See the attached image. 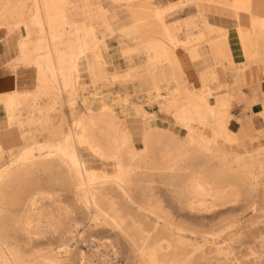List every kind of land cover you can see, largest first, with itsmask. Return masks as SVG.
Returning <instances> with one entry per match:
<instances>
[{
	"label": "bare ground",
	"instance_id": "6f19581e",
	"mask_svg": "<svg viewBox=\"0 0 264 264\" xmlns=\"http://www.w3.org/2000/svg\"><path fill=\"white\" fill-rule=\"evenodd\" d=\"M108 1L135 23L119 36L127 65L121 72L105 53L106 35L115 30L103 0H0V35L26 31L17 36L20 55L9 65L38 70L36 91L0 94V264H264L258 243L264 241V160L256 169L244 157L233 165L211 152L216 143L242 144L256 132L252 117H264V57L236 68L224 92L149 85L147 104L173 115L187 137L179 139L132 101L127 81L133 71L154 66L162 37L174 48L180 44L176 22L167 17L197 0ZM245 16L249 34L262 38L264 18L257 31ZM81 67L93 75L89 89L80 85ZM235 103L251 115L235 117ZM55 112L67 130L53 125ZM233 118L241 123L238 133L229 129ZM136 140L140 147H132ZM259 153L264 159V148ZM94 159L116 171L94 168ZM40 175L50 186H41ZM71 192L74 204L66 200ZM238 206L259 217L211 231L190 221Z\"/></svg>",
	"mask_w": 264,
	"mask_h": 264
},
{
	"label": "crops",
	"instance_id": "0c3cea01",
	"mask_svg": "<svg viewBox=\"0 0 264 264\" xmlns=\"http://www.w3.org/2000/svg\"><path fill=\"white\" fill-rule=\"evenodd\" d=\"M191 6L196 7L194 13L175 20V36L180 44L174 48L167 39L161 38L164 48L160 53L161 57L157 59L154 66H146L131 73L127 81L129 89L134 95L142 93L140 95H144L146 99L145 102L133 101L136 104L146 107L145 103L149 102L147 94L149 85L161 86L162 88L170 85L171 88L178 87L179 89L194 85L197 88L207 87L214 93L224 92V85L234 83V74L237 73L234 70L236 68L245 69L252 58L264 57V31H262V38L250 35L248 18L245 16L249 13L252 16L255 29L261 31L262 22L260 20L264 18V0H197ZM193 29L196 30L192 31ZM181 33H184V35H181ZM14 35H0V94L13 91L32 93L38 87L37 68L35 66L20 65L13 70L9 65L20 55L19 48L17 49L19 46L18 37ZM120 55L123 57L121 50ZM26 67L35 68V89L27 88L31 83V79L34 78V74ZM82 69L89 73L93 85L91 71L87 67H81V78ZM111 69L113 70L112 66ZM227 77H230L231 80H227ZM80 85L89 89L82 82ZM244 91L248 95L251 93L250 88L247 87L244 88ZM140 95L139 97H141ZM261 98L264 100V85ZM236 104L243 106L235 103L233 109ZM253 108L254 112L260 109L258 106ZM233 109L232 112L235 117L246 118L251 115L250 111L237 115ZM3 118L4 111L0 108V121ZM232 120L229 129L234 133H238L241 129V123L236 119L239 128L233 130L231 128ZM252 123L256 132L248 140L237 145L222 144L217 147L218 151L214 152L233 165L237 158L244 157L246 160L255 163L256 169H258L259 164L263 163L264 160L259 153V150L264 148V117L256 114L252 117ZM43 140H45V137H43ZM252 143H261L262 146L251 149L249 145ZM255 196V201H260V198L257 195ZM246 213L252 214L248 219L259 217V213L245 210V206H238L228 207L204 217L198 216L196 221L199 224L200 222L206 224L205 220L214 219L212 223H224L226 225L228 221H232L230 219L237 218L242 224L244 221L239 217ZM217 218L221 222L217 221ZM262 240L260 239L258 243L261 249L264 250V241Z\"/></svg>",
	"mask_w": 264,
	"mask_h": 264
},
{
	"label": "rangeland",
	"instance_id": "374dc122",
	"mask_svg": "<svg viewBox=\"0 0 264 264\" xmlns=\"http://www.w3.org/2000/svg\"><path fill=\"white\" fill-rule=\"evenodd\" d=\"M178 1H180V0H156V2L160 3V4H163V3L167 4L169 2H178ZM103 5L109 11L110 17H112V24H113L114 30H115V32L113 34L106 35V38H107V49L106 50L107 51L105 50V53L111 58V66L113 68V71H123V70L126 69L127 65H126L125 60L123 59V57L120 55V43H119L120 42V37L119 36L123 33V31H134L135 23L133 22L132 18L129 16V14L123 8L112 5L108 0H103ZM195 10H196L195 6H187V7L183 8V9H178L177 11H175L174 13L169 15L167 17V20L169 22H173L174 20H176L178 18H183V17H185V16H187L189 14L194 13ZM97 26H98V30H99L98 34L100 36H102L101 32L103 31V26L100 25V23H97ZM194 30H196V29H193L192 31H194ZM23 35H26V31H25L24 28H22L19 31V33L15 34L14 36L17 37V36H23ZM181 35H184V33H181ZM133 37H134L133 38L134 40L135 39L139 40V39H141L142 36L140 35V33L134 32L133 33ZM162 38H165V37H162ZM9 39H11V38H9ZM61 47H62L63 51H65V46L63 45ZM17 49H18V47H17ZM26 68L30 69L31 72L34 74V78L31 79V83L28 85L27 88L35 89V87H36L35 68L34 67H26ZM227 80H231L230 77L229 78L227 77ZM81 82L83 84H85L86 86H88V87H90V86L92 87L90 75H89V73L86 70H83V69H82ZM112 90H113L114 94L116 93L114 95V97L117 95V92L120 91L118 89V87H116V88L114 87ZM128 92L133 95V97H131L132 101L145 102V100H146L145 96L144 95H142V96L140 95L142 93L139 94L141 96V97H139L138 94L134 95V93L130 89L128 90ZM110 101H112V100L110 99ZM181 102H182V104H184L183 103L184 99L180 100V104H181ZM145 105H146V109L148 111H150L152 113H155L156 116L158 115L157 116L158 117V121H157L158 126H160V127L165 126V127H168L170 129L178 132L179 134H177L176 137L179 138V139H187V137L183 136L185 134V131L182 130L180 127H178L176 125V123L174 122V119H173L174 118L173 115L171 113L167 112L164 107L161 108L162 109L161 110L159 105L155 104V103L152 104V105H148L147 103H145ZM116 110L119 113V115H121V116L124 115L123 113H121L122 112L121 105L116 104ZM233 111L237 115L246 113L244 111L243 106H240L238 104H236L234 106ZM133 115L134 114H132V111H128V115H127L128 118L132 119ZM52 118H53L52 123H53L54 126L61 125V128L64 129V130H67L69 128L68 123L63 122L61 124L58 112L53 113L52 114ZM231 128L233 130H237L239 128V124H238L236 119L232 120ZM141 131H142L141 128H138V129L134 130L133 131L135 133L134 136L135 137H140V135L142 133ZM136 141L137 142L134 141L132 143V147H136V146L140 147V141L139 140H136ZM221 145H222L221 143H216L215 145L211 146V149H212L211 152L218 151L217 147L221 146ZM260 146H262L261 143H252V144L249 145V147L251 149L259 148ZM92 166L94 168H97V169H102V168L105 167L100 161H98L96 159H94V162H93ZM105 168L108 169L109 171H112V172L116 171V169L112 168L111 166H108V167H105ZM39 178L41 179V186H50V179L48 177H44L43 175H40ZM160 193H161L163 199L165 200V202L167 204L170 203L167 194L164 191H162V190L160 191ZM66 200L69 201V202H72L74 204V202H75L74 193L71 192V193L67 194ZM79 213L83 214L84 211L80 209ZM256 213H259V212H256ZM251 216H252L251 213H248V214L246 213L244 215H241L239 217V219H241L242 221H245L246 219L250 218ZM213 220L214 219L205 220L204 222H206V224L205 223H201V222L199 224L198 221H196V220H190V221H192L193 223H195L197 225H200L201 228L203 230H205V231L218 230V229H221V228L224 227V225H225L224 223H216L215 222V224H214V223H212ZM216 220L221 222L220 219L218 220V218ZM230 220L233 221V220H238V219L237 218H233V219H230ZM81 231L83 232L84 229L82 228ZM196 234L199 235L198 232H196ZM101 236H106V234H102ZM91 240H92L91 238L90 239L88 238V243H87L88 245L84 244L82 246V248L85 249V250H88L89 245H90L89 243L91 242ZM258 260H260V259H258ZM96 264H98V263L96 262ZM225 264H233V263L229 261V262H227Z\"/></svg>",
	"mask_w": 264,
	"mask_h": 264
}]
</instances>
